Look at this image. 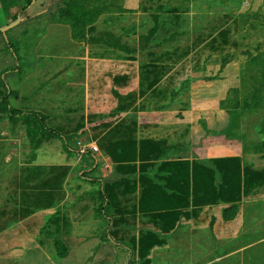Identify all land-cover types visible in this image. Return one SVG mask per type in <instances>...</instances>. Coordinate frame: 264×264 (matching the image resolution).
<instances>
[{
	"label": "rangeland",
	"instance_id": "374dc122",
	"mask_svg": "<svg viewBox=\"0 0 264 264\" xmlns=\"http://www.w3.org/2000/svg\"><path fill=\"white\" fill-rule=\"evenodd\" d=\"M43 1L33 0L32 8L20 15L27 0H0V29L22 20L5 35L0 34V67L10 72L3 78L13 93L19 86H10L8 76L14 73L12 70L21 66V74L17 78L19 83L25 74L33 73L24 94L43 87L44 98L34 99L37 105L32 103V107L29 101L30 110L25 109L26 102L17 104V98L12 95L9 99L11 107L25 112L40 110L47 117L49 129L69 137V149L75 155L65 149L60 138L44 131L38 121H12L7 114L0 112V264H18L19 252H16L14 244L27 246L31 241V237L12 243L9 240L14 234L18 238L21 231L22 202L43 190L42 183L51 175L58 174L54 169L77 162L82 155L79 151L84 148L89 146L93 152L92 147H96L89 140L100 137L99 129L88 128L77 138L75 133L81 129L78 126L85 120L97 124L116 116L115 110L95 112L90 109L91 105L86 104L89 89L98 91L95 81L85 79L86 74L92 68H98V62L94 63L84 55L97 56L101 48L82 44L71 47V38L77 43L102 41L100 32L112 33L104 32L106 27L114 26L110 28L115 31L116 27L128 29L134 25L141 30L140 53L153 52L157 48L148 49L146 41L158 29L157 36L153 38L157 39L156 43L172 38L179 43L183 41V47L181 43L177 46L178 52L190 51L189 42H199V64H178L172 67L174 71L181 74L188 70L199 72V83L209 86L223 81L226 73L235 80L228 90L220 86L206 90L203 96L199 93L201 110L196 117L199 119V151L211 155L239 152L244 167L264 173V150L261 147L264 142V0H73L82 14L94 13L98 18L103 15L99 20L96 17L98 28L90 24V16L82 18L75 12L60 14L56 11V0H46L45 5L49 6L47 13L37 17V13L45 9L41 6ZM18 14L20 18L14 20ZM179 24L186 25L184 31L169 30V27ZM193 26L199 30L187 33V28ZM116 32L119 35L120 31ZM6 39L17 52L18 62L7 52ZM70 51L76 53L73 58H69ZM164 51L157 49L158 57H163ZM120 67V71L131 75L129 64H121ZM133 67L137 80L129 92L132 90L143 96L160 88L162 82L167 86L179 83L160 78L164 72L163 64L153 66L140 60ZM5 71L0 68V77ZM68 76L74 80L68 82ZM128 78V75L124 76L123 84L128 82ZM71 82L75 83L73 89ZM181 90L172 93L176 102L181 99ZM0 91L6 93L3 88ZM73 92L75 95L71 97ZM153 115L150 120L161 113ZM140 119L146 120L147 116L144 114ZM31 131H36V135ZM80 167L77 173L85 170L84 165ZM65 181L66 178L62 186ZM243 200L249 204L245 206L242 222L240 219V232L231 233L225 228L230 238L218 240L209 232L212 223L207 229L199 225V250L190 248V244H196L195 240L183 248L157 250L153 254L154 264H264V185L250 191ZM182 230L188 231L187 228ZM179 245L177 240L176 246ZM145 261L147 258L143 260L134 254L128 258L127 264H144Z\"/></svg>",
	"mask_w": 264,
	"mask_h": 264
},
{
	"label": "crops",
	"instance_id": "0c3cea01",
	"mask_svg": "<svg viewBox=\"0 0 264 264\" xmlns=\"http://www.w3.org/2000/svg\"><path fill=\"white\" fill-rule=\"evenodd\" d=\"M98 20L93 26L97 27ZM185 26L179 24L176 27H169V30L184 31ZM110 27L114 28L108 26L104 32L112 33L100 32L104 39L102 41L77 43L71 38L70 46L82 44L85 47L101 48L97 56L84 55L94 63L98 62V68H92L90 73L86 74L85 79L95 81V85L98 86V91L89 89V93H86V104L91 105L90 109L95 112L115 110L116 116L97 124L85 120V123L78 126L81 129L75 133L77 138L88 128L99 129L100 137L95 136L99 140H89L93 143L92 146L98 147V152H91L89 146L79 151L82 155L79 156L78 161L65 166L67 176L65 185L62 186V199L59 200L57 196L51 208L33 209L30 215L21 219L18 238L14 234L9 240L12 243L31 237V241L27 246L20 247L19 244H14V247H17L16 252H19V254L15 253L19 255L18 264H127L128 258L133 257L134 254L139 257L141 240L150 243L161 242L160 245L150 248L147 257L150 264H154L153 254L157 250L183 248L191 243V240H195L196 244L194 246L190 244V248L199 250V225L207 229L212 223L209 232L211 237L214 236L218 240L230 238L225 228L231 233L240 232L241 222L245 217V206L249 201L243 200L237 204H225L221 201L216 204H206L204 199L200 200L199 165L214 169V161L225 158H239L243 163L242 156L239 152L225 155L200 152L199 119H196L201 110L199 93L203 96L206 90L220 86L228 90L234 85L235 80L226 73L223 75V81L209 86L203 82L199 83V72L188 70L181 74L174 71L172 67L178 64H199V42H189L191 50L182 53L176 49L177 46H184L183 41L182 43L180 41V45L179 41L168 39L166 43L154 48L153 52L140 53L141 30L138 27L134 25L128 29L116 27L115 31ZM68 29L70 30L69 27ZM116 30L120 31L119 35ZM193 30H199V27H189L186 32ZM108 37L112 39L109 40ZM155 40L157 39L150 42L148 49L158 44ZM157 49L166 50L163 57H158ZM70 54L69 58L76 53L70 51ZM140 60H145L148 64H163L164 72L160 78L163 81L177 80L179 83L167 86L162 82L165 87L161 85L160 88L144 93L143 96L139 92L132 90L129 92L130 86L132 88L133 82L137 80L133 65L139 64ZM121 64L130 65V76L128 72L120 71ZM0 68L5 71L2 66ZM20 68L21 66L8 76L10 86L12 88L19 86L18 90L14 91L16 103L26 102L25 109L32 110L30 108L32 103L34 106L37 105L34 99L44 98V88H38L28 95L24 94L33 73L25 74L24 80L19 83L17 78L21 74ZM108 68H111V71ZM126 75L129 77L126 80L128 82L123 84L122 79ZM70 78V76L66 77L68 82L74 80ZM70 86L72 89L75 88V83L71 82ZM168 90L170 92H167ZM179 90H181V99L176 102L172 93ZM129 93L132 94L130 98L123 100ZM74 95L73 92L70 96ZM29 101L30 106L27 105ZM26 112L40 113V110ZM156 112L161 115L150 120L149 117L154 116L153 113ZM144 114L147 119L141 120L140 116ZM124 141H152L159 144L160 158L135 164H115L107 148L111 151L112 145ZM71 153L75 155L73 150ZM183 163L189 164L191 190L194 184L193 168L196 167L194 170L196 191L195 194L191 191L189 206H185L187 167ZM81 165H84L85 170L77 173ZM219 182V178H216V183ZM157 186L163 188L165 194ZM173 196H178L180 199L173 200L171 199ZM235 205L237 208L228 212L225 218V210ZM57 210H60L58 215L52 217ZM166 210L174 211L178 215L167 214L173 212H165ZM48 217H52V220L45 226ZM185 228L188 231L182 230ZM177 240L179 246H176ZM57 244L65 247L66 258L58 257ZM145 250L147 249H143L142 252ZM9 254H12V251H9Z\"/></svg>",
	"mask_w": 264,
	"mask_h": 264
},
{
	"label": "trees",
	"instance_id": "16d2710c",
	"mask_svg": "<svg viewBox=\"0 0 264 264\" xmlns=\"http://www.w3.org/2000/svg\"><path fill=\"white\" fill-rule=\"evenodd\" d=\"M33 0H27V5L21 9V14H26L32 8ZM46 0L41 3L42 7H45L42 11L37 13V17L42 16L47 13V9H49L48 5H45ZM80 8V7H79ZM74 4L73 0H56V11L60 14L69 15L72 12L78 13L82 16V18L90 16V24H94L97 20V14H82L81 10ZM20 15H16L14 20L20 18ZM94 17V18H93ZM97 17V18H96ZM31 18V17H29ZM27 20L28 17H27ZM158 28V25L156 26ZM156 28V29H157ZM94 31V30H93ZM155 31V30H154ZM159 29L154 33L147 37V41L149 44L157 36ZM173 36V35H172ZM225 36V34L223 35ZM174 39V38H172ZM171 40V39H169ZM150 41V42H149ZM168 41V40H167ZM167 41H164L165 43ZM164 42L156 44L155 47L161 46ZM148 44V45H149ZM147 45V47H148ZM141 46V45H140ZM6 47L7 52L11 55V57L18 62L17 52L15 51L12 43L6 39ZM127 49V48H126ZM128 50V49H127ZM129 51V50H128ZM153 66H155L154 63ZM18 68V67H17ZM17 69H15L16 71ZM12 72H14L12 70ZM10 72L5 71L0 77V88H3L6 93L0 91V112L7 114L12 121L23 120L25 122L38 121L39 125H41L42 129L52 135L60 138L65 146V149L69 152L68 138L60 135L59 133L51 130L46 125L47 117L42 115L41 113L36 112H25L20 111L11 107L10 105V97L15 95L5 84V79L3 76ZM154 85L151 84L150 88ZM34 135H36V131H31ZM262 149L264 150V142L261 144ZM107 152L110 155L113 163L115 164H135L136 162H148L151 160H158L161 154V148L159 144H156L152 141H124L115 143L112 145V150L110 151L107 148ZM215 167L214 169H210L205 167L204 165H199V199H204L206 204H216L218 202H223L225 204H237L242 201L244 197L248 196L250 191L256 189L257 187L264 185V173L257 172L249 169L248 167H244L239 158H225V159H217L214 161ZM171 164V163H170ZM187 167V182H186V205L189 206V196L191 194H195L196 191V176L195 169L193 168V179L194 184L190 185V172H189V164L183 163ZM58 172V174L51 175L46 181L42 183L43 190L39 191L37 194H33L29 197L28 201H23V205L21 207V215L22 217H26L32 213L33 209H49L56 202V198L58 196L59 200L62 199V181L67 176V169L65 167H58L54 169ZM84 177V176H83ZM81 178V177H80ZM216 178H219V184L216 183ZM91 182V181H90ZM157 188L164 193L163 188L157 186ZM165 194V193H164ZM61 197V198H60ZM171 198V197H170ZM171 199L179 200L180 197L173 196ZM236 205L225 210L224 216L228 215V212L236 209ZM163 210V209H160ZM174 210V209H173ZM60 210H57L53 216L58 215ZM165 212H173L167 214H176L174 211L166 210ZM52 217H48L45 222V226H47ZM161 244V242L157 241H140L139 246V258L146 259L148 257L150 248L154 245ZM143 249H147L142 252ZM57 255L60 259H64L67 257V251L62 244L56 245ZM131 257H129L130 259ZM145 262V264H147Z\"/></svg>",
	"mask_w": 264,
	"mask_h": 264
},
{
	"label": "water",
	"instance_id": "95a60500",
	"mask_svg": "<svg viewBox=\"0 0 264 264\" xmlns=\"http://www.w3.org/2000/svg\"><path fill=\"white\" fill-rule=\"evenodd\" d=\"M35 2V1H34ZM22 22L21 19H18L17 21H15L14 23L0 29V34L5 35L7 31L13 29L14 27L18 26L20 23Z\"/></svg>",
	"mask_w": 264,
	"mask_h": 264
},
{
	"label": "built area",
	"instance_id": "2783aa9c",
	"mask_svg": "<svg viewBox=\"0 0 264 264\" xmlns=\"http://www.w3.org/2000/svg\"><path fill=\"white\" fill-rule=\"evenodd\" d=\"M93 152H98V149L96 147H92Z\"/></svg>",
	"mask_w": 264,
	"mask_h": 264
}]
</instances>
